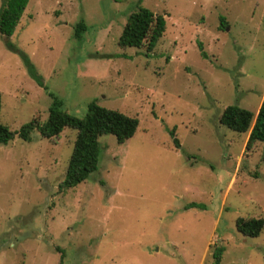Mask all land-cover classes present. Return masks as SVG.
I'll return each mask as SVG.
<instances>
[{
    "label": "rangeland",
    "instance_id": "rangeland-1",
    "mask_svg": "<svg viewBox=\"0 0 264 264\" xmlns=\"http://www.w3.org/2000/svg\"><path fill=\"white\" fill-rule=\"evenodd\" d=\"M140 7L165 18L150 52L118 45ZM9 41L39 81L0 35V123L13 133L0 144V264H215L217 248L219 264H264V229L235 227L264 219V142L247 149L249 132L219 122L264 98V0H27ZM49 93L77 118L95 103L138 120L123 144L99 137L97 171L67 191L77 132L19 138L47 120ZM192 202L207 209L183 211Z\"/></svg>",
    "mask_w": 264,
    "mask_h": 264
},
{
    "label": "trees",
    "instance_id": "trees-1",
    "mask_svg": "<svg viewBox=\"0 0 264 264\" xmlns=\"http://www.w3.org/2000/svg\"><path fill=\"white\" fill-rule=\"evenodd\" d=\"M27 0H5L0 11V35L5 40L7 48L18 53L22 58L26 69L32 77L39 81L33 67L23 53L9 41L26 8ZM226 27L225 19H220V29ZM85 26L81 22L76 26L75 37L80 39ZM165 31V18L155 15L146 8H139L132 12L122 28L118 39L121 48H145L152 51ZM204 57L205 54H203ZM52 104L48 110L47 120L43 123L36 119L21 126L19 138L25 142L30 141V133L36 130L42 138L57 139L66 129L77 132L67 170L63 181L59 184L60 191H67L86 181L89 176L98 169L100 149L98 138L103 135H113L118 144H123L132 138L138 128V120L121 112L109 110L90 103L83 118L74 117L62 110V102L52 93H49ZM1 111V93H0ZM219 122L229 130L237 133H247L246 147L249 149L256 142H264V98L259 109L254 113L238 106H228L219 117ZM173 146L177 150L181 148L174 130L170 131ZM13 138V133L7 126L0 123V144H7ZM206 210L201 203H188L184 206L188 209ZM236 230L245 237L256 238L264 229L263 218H237ZM223 248L215 249L213 259L215 264L220 263Z\"/></svg>",
    "mask_w": 264,
    "mask_h": 264
},
{
    "label": "crops",
    "instance_id": "crops-1",
    "mask_svg": "<svg viewBox=\"0 0 264 264\" xmlns=\"http://www.w3.org/2000/svg\"><path fill=\"white\" fill-rule=\"evenodd\" d=\"M185 206V205H184ZM195 209V208H194ZM188 210H191V209H188ZM195 210H198V211H204V210H199V209H195ZM183 211H187V210H185L184 209V207H183ZM172 243L177 247L178 245L172 240Z\"/></svg>",
    "mask_w": 264,
    "mask_h": 264
}]
</instances>
